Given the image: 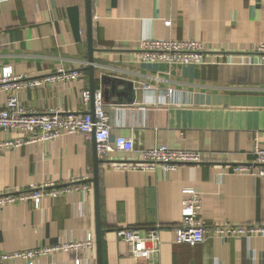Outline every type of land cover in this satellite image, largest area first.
<instances>
[{"label":"crops","instance_id":"1","mask_svg":"<svg viewBox=\"0 0 264 264\" xmlns=\"http://www.w3.org/2000/svg\"><path fill=\"white\" fill-rule=\"evenodd\" d=\"M77 18L75 24L74 19ZM168 23V24H167ZM95 92L109 121V143L130 139L131 153L113 151L98 164L102 264H264V237L221 238L219 225H264V177H257L255 145L264 149V65L254 50L264 42V0H91ZM194 41L203 63H143L142 41ZM85 0H0V77L36 79L59 68L76 80L0 92L35 113H91ZM102 81L107 84H102ZM0 131V141L22 138ZM157 146L201 153L203 162L172 172L117 171L116 163H140ZM94 143L63 135L0 152V193H28L30 183L71 185L87 178L88 192L31 200L0 208V255L56 246L59 241L94 246L7 264H97ZM247 166L248 173L233 167ZM201 197L199 218L208 234L197 245L178 244L183 191ZM159 227L158 251L131 257L117 230Z\"/></svg>","mask_w":264,"mask_h":264},{"label":"built area","instance_id":"2","mask_svg":"<svg viewBox=\"0 0 264 264\" xmlns=\"http://www.w3.org/2000/svg\"><path fill=\"white\" fill-rule=\"evenodd\" d=\"M168 24V23H167ZM259 55L260 64L264 65V42L254 50ZM204 49L201 43L194 41H170V40H144L141 43L138 59L143 63H166L179 65H199L203 63ZM81 77V72H67L59 68L49 76L27 79V77L14 76L10 68H4L0 77V92H15L18 88H37L42 85L76 80ZM93 101L91 113L77 115L74 113H61L49 110L46 113H35L21 107L16 95H10L2 110H0V131L22 133L24 137L0 141V152L19 148L33 143H46L57 140L63 135L81 134L95 143L98 160L107 163L109 155L113 151L131 153L134 150L130 139L118 137L113 144L109 143V121L104 110L100 92L91 95L89 92L82 94V103L87 105ZM254 164L260 167L255 176L264 177V149L255 145L253 149ZM203 162L201 153L188 150H174L166 146H157L141 153L140 163H116L112 166L117 171H143L154 170L156 167L163 172L175 171L183 165H198ZM234 173H248L247 166L233 167ZM28 193L18 191L1 194L0 208L24 200H31L38 207L45 196L57 197L61 194L76 191L88 192L91 186L87 178L76 179L73 184L58 186L55 183L36 185L30 183ZM182 201V220L173 228L175 241L178 244L197 245L205 241L208 234L207 226L198 216L201 209V197L195 191L186 189ZM159 227L146 229L145 235L141 236L136 228H122L117 230V236L127 243L131 257L134 259H147L158 251ZM213 234L221 238L232 237H264V225H219L212 229ZM94 246V238L88 234L85 242H64L54 247L39 248L24 252L0 255V264L10 261L45 257L51 253L70 251L79 252ZM75 264H81L76 260Z\"/></svg>","mask_w":264,"mask_h":264},{"label":"water","instance_id":"3","mask_svg":"<svg viewBox=\"0 0 264 264\" xmlns=\"http://www.w3.org/2000/svg\"><path fill=\"white\" fill-rule=\"evenodd\" d=\"M86 1V17H87V34H88V67L87 71L89 72L90 78V94L93 95L95 93L94 87V71H93V43H92V32H91V0ZM75 24L77 23V18L74 19ZM102 84H107V82H103ZM93 141V140H92ZM94 143V141H93ZM94 143V155L96 157V161L94 160V177H93V185H94V193H95V220H96V249H97V264H102V255H101V234L102 229L99 220V187H98V164L102 161L98 160L96 154V148Z\"/></svg>","mask_w":264,"mask_h":264}]
</instances>
